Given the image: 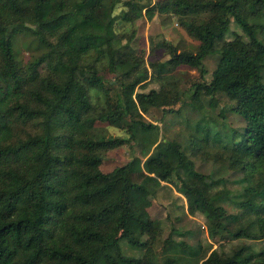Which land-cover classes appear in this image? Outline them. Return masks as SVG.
<instances>
[{
	"label": "trees",
	"instance_id": "16d2710c",
	"mask_svg": "<svg viewBox=\"0 0 264 264\" xmlns=\"http://www.w3.org/2000/svg\"><path fill=\"white\" fill-rule=\"evenodd\" d=\"M200 10L211 16L194 17ZM156 12L176 16L199 45L179 53L162 40L158 48L170 57L151 62L150 73L141 69L145 53L132 45L137 30L117 27ZM233 21V44L207 81L205 60L222 47ZM28 36L37 44L24 65L17 43ZM180 66L202 79L188 106L215 109L225 96L245 126L220 123L222 108L188 123L181 141L147 122L152 109H184L187 92L170 75ZM149 80L159 89L140 92ZM103 125L130 138L113 137ZM131 142L145 161L121 165L102 155ZM199 153L242 173L245 188L231 191L222 177L199 172L190 158ZM163 183L194 197L215 236L264 240V0H0V264H140L121 241ZM165 248L174 254L164 264H264V250L247 244L227 256L171 237Z\"/></svg>",
	"mask_w": 264,
	"mask_h": 264
},
{
	"label": "rangeland",
	"instance_id": "374dc122",
	"mask_svg": "<svg viewBox=\"0 0 264 264\" xmlns=\"http://www.w3.org/2000/svg\"><path fill=\"white\" fill-rule=\"evenodd\" d=\"M163 0H153V4ZM122 6L116 9L118 14L122 10ZM100 12H97L99 14ZM198 15L194 17L207 18L211 16L210 12L197 11ZM221 13V11H219ZM240 15H244L243 12ZM220 15L218 14L217 17ZM234 20V19H233ZM137 30L136 39L133 42V47L137 52L145 53V63L142 70L152 72L151 62L165 61L170 55L162 48H158V43L162 40L171 42L177 47L178 52L190 51L196 52L198 41L194 40L187 31L180 25V22L173 14H163L156 12L155 16L150 19L147 15L134 24H121L117 27L119 33ZM239 30L236 23L232 24L231 31L225 36L224 41L212 55L205 60V66L208 69L206 80L212 79V74L215 71L220 53L232 46L234 32ZM36 42L31 36L21 38L17 43V57L26 65L27 62L35 55ZM220 49V50H219ZM50 68V64H45L40 70L45 73ZM170 75L176 77L179 83V88L183 92H187L184 98L186 105L178 115L166 114L163 109H152L148 114H145V120L149 123L158 125L164 137L170 140L181 141L187 135L189 124H194L200 121L205 114L218 115L223 108L226 111V119L218 118V121L225 122L226 125L235 129L245 126L243 119L229 111L230 101L225 96L220 97L219 106L215 109L208 107L206 102H198L197 108L188 106L191 103L190 94L196 83L202 81L200 73L196 69L180 66L176 68ZM109 79H114L113 75L108 76ZM150 81V80H149ZM148 81L145 89H139L140 92H148L151 89H159L160 85L154 80ZM183 103L174 107L175 110L181 108ZM170 109V108H166ZM104 127H108L103 125ZM108 132L113 137L130 138L128 132L108 127ZM102 155L107 159L116 161L117 164L126 165L135 157L143 158L137 146L131 142L129 145L119 147L114 150L102 152ZM190 158L195 162L199 172L205 175L220 176L225 180V184L231 191L240 192L245 188L242 182L243 174L235 170L224 167L218 163L212 156L190 155ZM145 161V158H143ZM112 168V167H109ZM221 170V172H217ZM158 172L156 175H159ZM261 198L254 196L253 201L259 202ZM231 211L235 209L231 208ZM128 227L132 232L130 238L121 241V247L124 254L132 257L140 264H164L167 255L174 254L166 251V241L171 237L176 243H186L191 247H202L203 252L209 255L216 250L221 256H227L229 252L238 248L241 244L252 245L257 251L264 250V240L251 241L247 239L239 240H224L214 235L208 227L205 215L202 210L195 205L194 197L191 195H182L178 190L168 183H163V187L159 189L156 195H148L144 206L136 218L130 219Z\"/></svg>",
	"mask_w": 264,
	"mask_h": 264
}]
</instances>
